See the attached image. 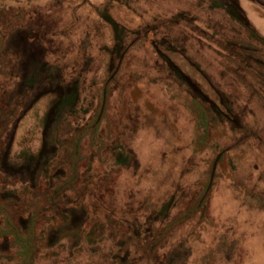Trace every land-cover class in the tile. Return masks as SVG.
I'll list each match as a JSON object with an SVG mask.
<instances>
[{
  "label": "rangeland",
  "instance_id": "374dc122",
  "mask_svg": "<svg viewBox=\"0 0 264 264\" xmlns=\"http://www.w3.org/2000/svg\"><path fill=\"white\" fill-rule=\"evenodd\" d=\"M228 1L0 0V264H264V0Z\"/></svg>",
  "mask_w": 264,
  "mask_h": 264
},
{
  "label": "trees",
  "instance_id": "16d2710c",
  "mask_svg": "<svg viewBox=\"0 0 264 264\" xmlns=\"http://www.w3.org/2000/svg\"><path fill=\"white\" fill-rule=\"evenodd\" d=\"M223 3L226 6V8H231L229 1L227 2V0H223Z\"/></svg>",
  "mask_w": 264,
  "mask_h": 264
}]
</instances>
